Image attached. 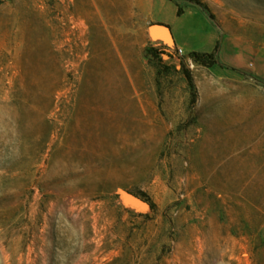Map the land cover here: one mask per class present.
I'll return each instance as SVG.
<instances>
[{
	"label": "rangeland",
	"instance_id": "374dc122",
	"mask_svg": "<svg viewBox=\"0 0 264 264\" xmlns=\"http://www.w3.org/2000/svg\"><path fill=\"white\" fill-rule=\"evenodd\" d=\"M174 1L264 47V0ZM172 4L0 0V264H264V81Z\"/></svg>",
	"mask_w": 264,
	"mask_h": 264
},
{
	"label": "crops",
	"instance_id": "0c3cea01",
	"mask_svg": "<svg viewBox=\"0 0 264 264\" xmlns=\"http://www.w3.org/2000/svg\"><path fill=\"white\" fill-rule=\"evenodd\" d=\"M167 9L168 16L159 22L170 26L174 48L187 53H212L218 47L219 64L230 70L249 72L264 81V47L257 48L250 44L251 49L245 52L244 47L248 45L236 37L222 36L198 10L189 8L183 16L177 17L178 8L175 4L169 5ZM188 13L192 15L194 22L186 27L178 24ZM198 24L201 25V30L196 27ZM226 47L229 51L224 50Z\"/></svg>",
	"mask_w": 264,
	"mask_h": 264
},
{
	"label": "trees",
	"instance_id": "16d2710c",
	"mask_svg": "<svg viewBox=\"0 0 264 264\" xmlns=\"http://www.w3.org/2000/svg\"><path fill=\"white\" fill-rule=\"evenodd\" d=\"M170 1H172L178 8L177 9V17H181V16H183L186 13V7H183L181 4H178L174 0H170ZM185 1L187 3H190V4H194V3L195 4H199L197 0H185ZM217 50H218V47H217L215 53H198V52H194L193 56H194V58H195V60L197 62L202 63V64H207L209 66H213V65L216 64L215 55L217 54ZM186 78H187L191 88H195L194 80H193L192 75H191L190 72L186 73ZM245 228L249 229V225L245 226ZM246 234H248V233H246ZM261 238H262V234H261Z\"/></svg>",
	"mask_w": 264,
	"mask_h": 264
},
{
	"label": "water",
	"instance_id": "95a60500",
	"mask_svg": "<svg viewBox=\"0 0 264 264\" xmlns=\"http://www.w3.org/2000/svg\"><path fill=\"white\" fill-rule=\"evenodd\" d=\"M160 30H164L167 33L168 37L162 36L160 33ZM150 35L151 37L156 38V39H161L164 41H171V40L173 41L172 31H171L170 26L163 24V23H157V24L152 25L150 27Z\"/></svg>",
	"mask_w": 264,
	"mask_h": 264
},
{
	"label": "bare ground",
	"instance_id": "6f19581e",
	"mask_svg": "<svg viewBox=\"0 0 264 264\" xmlns=\"http://www.w3.org/2000/svg\"><path fill=\"white\" fill-rule=\"evenodd\" d=\"M160 33L164 37H168L167 33L164 30H160ZM47 43V42H46ZM47 45V44H46ZM122 120V119H121Z\"/></svg>",
	"mask_w": 264,
	"mask_h": 264
},
{
	"label": "built area",
	"instance_id": "2783aa9c",
	"mask_svg": "<svg viewBox=\"0 0 264 264\" xmlns=\"http://www.w3.org/2000/svg\"><path fill=\"white\" fill-rule=\"evenodd\" d=\"M178 52L182 54V50L181 49H178ZM191 63H192V65H194V63L192 61H191Z\"/></svg>",
	"mask_w": 264,
	"mask_h": 264
}]
</instances>
